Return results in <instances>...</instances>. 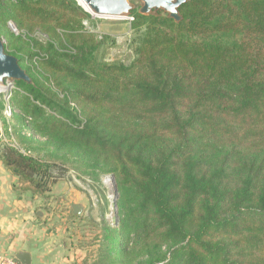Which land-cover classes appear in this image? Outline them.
<instances>
[{
  "label": "trees",
  "instance_id": "obj_1",
  "mask_svg": "<svg viewBox=\"0 0 264 264\" xmlns=\"http://www.w3.org/2000/svg\"><path fill=\"white\" fill-rule=\"evenodd\" d=\"M179 12L132 10L143 33L125 64L99 57L106 36L76 0H0L5 52L29 78L8 103L30 152L5 144L0 159L44 198L54 168L113 175L116 224L93 222L91 264H264V0Z\"/></svg>",
  "mask_w": 264,
  "mask_h": 264
},
{
  "label": "crops",
  "instance_id": "obj_2",
  "mask_svg": "<svg viewBox=\"0 0 264 264\" xmlns=\"http://www.w3.org/2000/svg\"><path fill=\"white\" fill-rule=\"evenodd\" d=\"M69 186L62 180L51 186L46 198L32 194L21 187L17 176L0 159V251L14 257L20 251L27 252L30 264H90L82 259L86 247L78 245L73 225L78 227L94 208L79 194L69 200ZM55 196L62 199L60 204H55ZM74 202L86 204L83 213L72 214ZM99 217L102 215L94 219Z\"/></svg>",
  "mask_w": 264,
  "mask_h": 264
},
{
  "label": "rangeland",
  "instance_id": "obj_3",
  "mask_svg": "<svg viewBox=\"0 0 264 264\" xmlns=\"http://www.w3.org/2000/svg\"><path fill=\"white\" fill-rule=\"evenodd\" d=\"M134 3H137V0H131ZM11 20V19H10ZM133 21V20H132ZM132 21L128 19H116V18H108V17H91V19L87 22L86 26L89 30L94 31L98 36V39L102 36H106L105 44L99 49V57L104 55V59L108 62H123L128 64L134 57V50L138 45L139 39L143 33V29H135L132 26ZM7 27V26H6ZM38 39L44 40V36L41 34H36ZM7 53V52H6ZM29 80L27 76V81ZM13 79L3 78L0 80L1 85L5 86L7 82L13 83ZM13 89V88H12ZM5 93L0 92V102L4 104L5 101ZM3 107L0 109V128L5 130L8 126L12 128V133L16 138L18 135L16 134V120L12 118L9 122L6 121L3 113ZM24 132H29L28 130H24ZM37 155L46 154L40 151H34ZM47 157V156H46ZM67 167V166H66ZM63 168V167H61ZM64 171H59L54 168L53 177L49 180V192L51 186L56 184L57 182H68L70 183L71 193L69 200H75L78 197L76 194L81 195V198L86 201L87 205L91 204L94 208L93 213L90 214L88 218L89 221L83 217L82 222L77 225H73L76 230L73 231L77 236L78 245L81 247H86L84 252L81 254L83 260H89L90 264L95 260L98 253V241L101 239V235L103 234L101 228L98 225L93 226V222H97L99 225L107 224L114 225L116 224L115 220L117 219L116 208H113L112 212L109 204H107L105 199V194L103 189L101 188L100 182L98 180L97 183L89 182L85 178L84 175H81V178H78L77 171H74L72 168H63ZM63 172V173H62ZM74 178L79 182L78 184L74 181ZM56 205L60 204L59 201L62 202V199H57L55 196ZM61 206V205H59ZM58 210V209H57ZM60 210V209H59ZM83 213V211H82ZM99 214L103 215L99 217L96 221L94 218ZM106 214V215H105ZM85 218V219H84ZM89 222V223H88ZM74 228V229H75ZM79 242H81L79 244ZM80 255V256H81ZM86 256V257H85ZM82 261H80L81 264ZM79 264V262H78Z\"/></svg>",
  "mask_w": 264,
  "mask_h": 264
},
{
  "label": "water",
  "instance_id": "obj_4",
  "mask_svg": "<svg viewBox=\"0 0 264 264\" xmlns=\"http://www.w3.org/2000/svg\"><path fill=\"white\" fill-rule=\"evenodd\" d=\"M77 1V0H76ZM88 5V10L77 3L88 13L111 18H122L130 15L131 11L137 9L141 15H157L158 11L165 13L167 17L175 22L181 20L179 6L190 0H84ZM9 78L13 80L27 81L25 71L19 66L15 56L6 53L4 42L0 37V80ZM86 208L84 202H74L71 204L72 214L79 215ZM21 264H30V256L27 252L20 251L15 256Z\"/></svg>",
  "mask_w": 264,
  "mask_h": 264
},
{
  "label": "built area",
  "instance_id": "obj_5",
  "mask_svg": "<svg viewBox=\"0 0 264 264\" xmlns=\"http://www.w3.org/2000/svg\"><path fill=\"white\" fill-rule=\"evenodd\" d=\"M90 15H91V17H97L93 14H90ZM116 19H128V20L132 21L134 19V17L132 15H128L126 17L116 18ZM84 24L86 25L87 21H85ZM6 25H7V28L11 32H13L15 34L19 33V31L17 30V28L14 25V22L12 20H8ZM6 85L8 86L7 89L1 93H5L4 96H5L6 103L4 105L3 113H4V117H5L6 121L9 122V120H11L13 118V114L15 112H17V109L8 103L10 91L14 87V85L11 82H7ZM24 133L26 135H30V132H24ZM5 144L16 148L19 152H21L24 155H27L30 153L28 150H26L22 146H20L16 137L12 133V128L10 126L5 128V130H2L0 128V149ZM74 181L76 183H79L76 178H74ZM99 182H100L101 188L104 191L106 202H107V204H109L111 212H112L113 208H116V199H117V191L115 188L114 177L111 173H105V174H102L100 176ZM0 264H21V263L14 256L7 255V254L0 251Z\"/></svg>",
  "mask_w": 264,
  "mask_h": 264
},
{
  "label": "bare ground",
  "instance_id": "obj_6",
  "mask_svg": "<svg viewBox=\"0 0 264 264\" xmlns=\"http://www.w3.org/2000/svg\"><path fill=\"white\" fill-rule=\"evenodd\" d=\"M78 2H79V4L80 5H82L83 6V8H85V9H89L88 8V5L86 4V2L84 1V0H77ZM93 14V13H92ZM93 15H95V16H99V17H105V16H100V15H96V14H93ZM107 17V16H106ZM108 18H111V17H108ZM7 85H5V86H3V85H1V83H0V92H3V91H5L6 89H7Z\"/></svg>",
  "mask_w": 264,
  "mask_h": 264
}]
</instances>
